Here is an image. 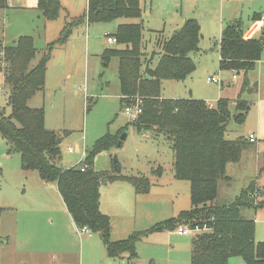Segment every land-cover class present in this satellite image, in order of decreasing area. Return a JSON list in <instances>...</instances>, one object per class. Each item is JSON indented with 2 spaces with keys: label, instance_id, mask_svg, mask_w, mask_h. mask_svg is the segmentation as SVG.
<instances>
[{
  "label": "rangeland",
  "instance_id": "obj_1",
  "mask_svg": "<svg viewBox=\"0 0 264 264\" xmlns=\"http://www.w3.org/2000/svg\"><path fill=\"white\" fill-rule=\"evenodd\" d=\"M229 1L141 0L140 21L146 61L149 62L150 55L160 50L163 38L159 33L170 36L174 29L181 27L185 18L201 17L203 12L217 17L218 13L221 14L220 10L226 11ZM60 3L61 9L53 20H45L38 11L21 12L8 5L6 15L0 13V45L6 48L12 46L19 37L29 36L35 48V55L28 64V69H31L47 52L48 45L53 44L51 50L49 48L50 58L43 90L36 91L27 104L32 108H42L44 126L60 134L61 156L56 163L65 168L77 165L83 160L82 153L87 152L97 138L105 133L114 134L126 126L131 118L124 112L123 104L120 106L118 59L115 56L103 58L105 50L117 47L116 43L106 41V35L115 31L117 23L81 22L71 26V21L85 12L87 0H60ZM242 19L247 18L242 16ZM66 24L71 27L69 37L65 43L57 44L56 40ZM220 27L217 21L202 19L200 49L190 53L195 63L194 71L183 81L163 80L161 94L165 98L202 99L213 106L221 97L230 100L231 116L226 124V135L231 139H246L248 133H253L256 140L254 143L246 141L239 160L226 164L227 178L218 181L215 202L231 203L252 181L258 188L254 199L259 202L264 200V50L254 68L246 74L250 85H255L256 89L241 94V98L249 104V110L243 122L237 123L233 116L236 113L235 99L245 75L242 71L235 74L232 70L220 69L215 45ZM2 54L1 48L0 110L8 115L10 87L2 79ZM153 57L155 59L156 55ZM214 75L221 78L222 84L206 81L207 77ZM127 128L124 144L100 151L95 155L92 165L97 172H118L114 164L116 160L121 174L138 175L142 172L145 177L148 176L151 186L143 194L135 195L126 183L100 185L99 205L109 211L111 227L114 223L118 233L124 237L134 231L146 230L156 221L172 217L179 209L190 207L188 182L173 177L170 142L163 135L154 136L144 132L147 136H142L143 132H137L130 124ZM68 147L72 151L68 152ZM156 163L163 168L160 175L152 173ZM52 190L50 194L55 199H50L56 208L58 195L56 191L53 195ZM128 190L132 191L131 195H128ZM42 191L46 190L38 172L22 169L19 154L9 152L5 139L0 135V205L22 210L23 205L42 201L45 211L49 200ZM115 197L119 201L115 202ZM47 213L45 211L44 215ZM241 214L254 221L255 241H264V208L244 207ZM124 219L130 220V229L134 227L127 234L120 229ZM191 239L192 236L179 235L175 230L164 234L149 233L136 244L135 259L126 258L117 264H190ZM238 262L243 264L242 259L234 257L230 258L229 264Z\"/></svg>",
  "mask_w": 264,
  "mask_h": 264
},
{
  "label": "trees",
  "instance_id": "obj_2",
  "mask_svg": "<svg viewBox=\"0 0 264 264\" xmlns=\"http://www.w3.org/2000/svg\"><path fill=\"white\" fill-rule=\"evenodd\" d=\"M7 0H0V11ZM37 9L45 20H53L61 9L60 0H37ZM140 0H87L85 12L71 21L116 22L115 31L107 35L116 38L117 47L103 52V58L118 59L120 106L140 101L141 112L128 124L137 132L163 135L173 152V173L178 180L189 182L190 208L175 218L155 223L143 231H134L125 239L111 240L110 218L99 209L101 184L117 180L132 185L135 193L149 191L150 181L143 175L121 174L112 171H94L93 159L100 151L116 145L119 135L105 133L97 138L86 152L80 166L61 167L56 162L61 156L60 134L44 126V110L28 106V99L44 87V78L50 50L31 69L28 64L35 55L29 36L19 37L12 46L3 47L4 81L10 87V113L0 110V135L8 151L17 152L24 170H36L46 183H55L57 190L77 227H86L101 237L109 257L126 255L136 258V243L149 233L173 231L180 224L192 225L208 221L211 230L192 236L190 264H229L230 258H240L243 264H264V241H255L254 221L241 214L244 207L264 208V200L255 202L258 192L255 182L242 189L231 203L218 204V181L226 179L225 166L240 158L246 139H231L226 135V124L231 113L230 100L219 98L216 106L202 99L165 98L161 94L163 80L183 81L195 69L190 53L199 49L200 26L195 19H186L169 38L160 43V50L149 62L143 52V27ZM260 18L254 14L253 20ZM61 30L57 44L66 42L71 27ZM106 35V36H107ZM220 69L242 71L245 75L235 99L233 115L243 122L249 104L241 98L244 91L253 92L246 74L252 70L264 50V28L256 38H245L240 19L227 23L216 42ZM50 48V50H49ZM61 141V139H60ZM85 165L82 171L81 166Z\"/></svg>",
  "mask_w": 264,
  "mask_h": 264
},
{
  "label": "crops",
  "instance_id": "obj_3",
  "mask_svg": "<svg viewBox=\"0 0 264 264\" xmlns=\"http://www.w3.org/2000/svg\"><path fill=\"white\" fill-rule=\"evenodd\" d=\"M140 4H141V0H140ZM8 5L14 6L16 9H19L21 12L22 11L23 12L32 11V13L39 12L37 9V0H7L6 7L3 10H1L0 13L2 12L3 14L5 13L6 15V10L9 7ZM200 6L201 4L198 3V7ZM243 8H245V11H242ZM223 10L222 11L220 10L221 13L220 15L218 13L219 17L218 15L216 17V15L214 14L210 16L207 12L206 13L203 12L201 13L202 14L201 17H199L198 15L197 17L196 16L188 17L185 18L183 22L186 19H195L198 22L200 26V36H201L200 40L202 38V33H201L202 19L213 20L214 22L217 21L218 25L219 23L221 25L220 27L221 31L222 28L227 23L231 22L232 20L240 19L242 21L243 36L245 38L258 37L261 33V30L264 28V0H231L227 5L226 11L223 12ZM254 14H260V18L257 20H253L252 16ZM242 16H246L247 19L243 20ZM178 28L180 27L174 29L173 32L176 31ZM158 35H160L163 39L169 38L171 36L170 35L165 37L162 33H159ZM220 35L218 39L215 41L216 46H217L216 42L219 40ZM1 48L3 49L2 45H0V49ZM217 51L219 58L218 46H217ZM2 72L4 71L2 70ZM3 78L4 75H2V79ZM208 105L213 106L212 104H208ZM119 130L114 132V134L117 133ZM127 130L128 128L125 131ZM249 134H253V133H248V135ZM142 136H147V135L143 132ZM124 140L122 141L121 145L124 144ZM246 141L250 143L247 140V138ZM68 148L67 151L70 152ZM171 153H172L171 170L173 171L172 150ZM81 161H79V163H77V165L74 166L81 165L80 163ZM152 169H153L152 173H154L155 175L157 174L160 175L163 168L161 165L156 163V168H152ZM138 175L145 176V173L141 172ZM173 177H174V173H173ZM40 181L43 184V188L46 190V191H42V194L45 193V196L49 200V205L46 207L47 209L45 210L48 211L46 215H44L45 211H43L42 209L45 206L42 201H36L33 202L32 204L23 205L22 210H19L18 208L14 209L12 207H3L0 205V264H117L118 261L126 259L125 254L119 257H109L106 253L105 245L98 233L78 232L77 226L74 224L69 212L67 211L66 206L57 190L56 184L46 183L41 179ZM114 182L126 183L127 185H130L131 186L130 189L131 190L133 189L134 191L132 185L126 181L117 180ZM50 190L53 191L52 192L53 195H55L54 191H56L58 195L57 196L58 198L56 200V208L54 207V201L53 200L51 201L50 199V197L55 199V196H52L50 194ZM131 190H128V195L129 193L130 195L132 194ZM135 195H137V193H135ZM126 200L128 201V196ZM117 201H119V198L115 197V202ZM99 204H101V202ZM60 205H61V209H60ZM99 209L102 213L106 214L110 218V216L108 215L109 214L108 210L101 208L100 205H99ZM181 211H185V210L179 209L178 212L180 213ZM177 213L174 214L172 217L158 220L155 223L162 222L170 218H175L179 214ZM124 221L125 222L124 224L123 223L121 224L120 229L123 232H125V234L130 233L134 227L130 229L129 219H124ZM110 223H111V219H110ZM118 232L119 231L116 230L113 223L110 229L111 240L117 241V240L125 239L129 235L128 234L124 237V235L119 234ZM160 232L164 234V233H171L172 231H157L156 233H160ZM141 239L137 241V243L140 242ZM123 263H125V261Z\"/></svg>",
  "mask_w": 264,
  "mask_h": 264
},
{
  "label": "built area",
  "instance_id": "obj_4",
  "mask_svg": "<svg viewBox=\"0 0 264 264\" xmlns=\"http://www.w3.org/2000/svg\"><path fill=\"white\" fill-rule=\"evenodd\" d=\"M106 41L107 43H116V38L113 36H106ZM235 74L236 72L234 70H232ZM233 77L235 78L236 75H233ZM206 81L208 83H221L222 84V80L219 76L214 75V76H210L207 77ZM141 102L137 101L134 104H127L124 106V112L132 119H134L136 117V115L138 113L141 112V107H140ZM209 107H212L211 105H209ZM247 140L249 142H254L256 140L254 134H249L247 136ZM69 151H71V148H68ZM84 156V153H82ZM85 169V165L81 166V170L83 171ZM264 192V190H263ZM211 221H213V217L211 216L209 218L208 221H203V222H198V223H194L192 225H178L175 228V232H177L178 234L181 235H185V236H194L196 234L202 233V232H206L211 230L212 226H211ZM77 231L78 232H90L88 230V228L86 227H77Z\"/></svg>",
  "mask_w": 264,
  "mask_h": 264
},
{
  "label": "water",
  "instance_id": "obj_5",
  "mask_svg": "<svg viewBox=\"0 0 264 264\" xmlns=\"http://www.w3.org/2000/svg\"><path fill=\"white\" fill-rule=\"evenodd\" d=\"M126 135H127L126 131H123V132L119 135V139H118V141H117V143H116L117 146H120V145H121L122 141L126 138ZM56 142H57V143H60V139L58 138V139L56 140ZM114 164H115L116 167L118 168V171H120V169H119V167H118V163L116 162V160H114Z\"/></svg>",
  "mask_w": 264,
  "mask_h": 264
}]
</instances>
